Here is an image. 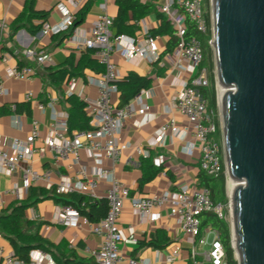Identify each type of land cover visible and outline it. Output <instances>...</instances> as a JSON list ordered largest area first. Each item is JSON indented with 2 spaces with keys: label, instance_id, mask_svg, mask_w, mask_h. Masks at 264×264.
Returning <instances> with one entry per match:
<instances>
[{
  "label": "built area",
  "instance_id": "1",
  "mask_svg": "<svg viewBox=\"0 0 264 264\" xmlns=\"http://www.w3.org/2000/svg\"><path fill=\"white\" fill-rule=\"evenodd\" d=\"M83 1L66 0L65 4H58L56 10L61 20L54 26L43 23L40 33L45 36L70 31L75 19L74 11L79 9ZM103 1L104 14L93 22L90 32L87 34L76 28L67 39V44L76 52L93 51V57L103 68L102 73L87 78V83L97 90L96 99L84 100L89 129L70 133L68 115L59 113L53 117L42 146L36 145L39 139L37 121H32L31 131L23 140H7L0 135V174L11 176L18 173L20 177V185L0 192V208L3 207L5 196L11 197L14 202H23L31 187L39 182H43L46 190L56 196L78 194L93 199L96 197L98 183L107 181L109 188L105 195L107 212L104 218L98 222H90L81 216L76 208L62 206L57 209L52 220L54 224L69 229L86 226L93 235L101 238L97 249H88L96 264H119L123 260L119 245L138 243L134 235L124 237L118 225L123 203L127 199L132 212L145 223L157 222L161 218L160 212L166 208L168 215L176 219L181 231L187 236L186 243L190 246L189 254L193 264H226L219 233L212 228H207L203 232L200 230L198 217L203 213H212L219 219L226 220L224 205L212 200L209 189L182 185L177 191H165L150 197L129 198V189L114 176L111 169L104 166V161L112 164L119 162L128 148L120 139L124 122L138 116L142 119L140 125H144L148 110L147 106L141 103L139 95L122 108H116L111 104V97L117 93L116 83L121 78L118 66L112 62L111 55L114 51H122L124 58L131 64L141 60L152 63L158 59V48L156 37H152L146 29L141 40L125 35H112L110 27L113 20L106 13L107 0ZM203 4L204 0H164L160 7V12L174 26L178 39L172 53L175 68L189 75L188 81L178 83L179 92L172 99V107L187 119L190 129L179 130L171 122L155 131L146 140L145 146L147 148L163 146L168 132L176 139H184L190 133L200 151V170L215 178L222 171L223 147L222 142L219 144L215 138L217 125L214 113L207 109V101L199 92V88L208 87L205 70L199 68L203 59L202 46L196 38H184L185 19L194 23L199 32L205 33ZM175 7L181 11L178 16L173 13ZM26 56L34 59L40 67L50 62V54L44 52L27 51ZM1 64L4 70L3 78L0 79V97L8 94L4 81H30L36 74L32 67L10 64L8 56H3ZM76 83L77 79L74 77L67 79L65 84L67 96L75 93ZM25 100L30 102L32 94L27 93ZM53 104L54 101L51 100L48 105L52 107ZM38 109L44 111L42 105H38ZM9 111L16 114V105L11 104ZM46 150L50 151L54 161L67 162V170L72 171V174H60L53 182L48 173L36 170L32 165L33 156L44 154ZM80 152L92 162L90 171L81 165ZM134 152L139 158L149 157L143 146H134ZM164 161V156L159 155L153 159V165L159 168ZM84 206L83 203L82 207ZM197 248H201V251L198 252ZM180 254L181 248L173 246L165 255V262L174 263ZM199 257L201 259H198ZM44 259L52 262L42 250H32L28 260H21L14 252L5 254L0 249V264H40ZM137 263L134 259L127 260V264Z\"/></svg>",
  "mask_w": 264,
  "mask_h": 264
},
{
  "label": "crops",
  "instance_id": "2",
  "mask_svg": "<svg viewBox=\"0 0 264 264\" xmlns=\"http://www.w3.org/2000/svg\"><path fill=\"white\" fill-rule=\"evenodd\" d=\"M142 1L151 5L152 8L144 18L132 21L136 30L133 35L128 37L137 40L143 38L145 29L149 32L159 27L158 14L167 19L160 12L164 0ZM61 3L65 4L66 0H34V10L36 12H47L48 17L44 23L54 26L61 20V16L56 10L57 5ZM25 4L26 0H0V79L3 78L4 66L1 64L3 56L9 57L10 64L19 67L29 66L36 72L34 78L30 81H4L8 94L5 97H0V99L2 98L0 101V135L7 140H23L31 131L32 121H37L39 124V139L36 145L42 146L53 117L59 113L68 115V106L64 102L65 97H67L65 84L68 77L60 88H57L49 83L47 78L43 76V72L46 68L55 69L63 65L71 54L74 55L75 59H78L82 52L72 50L67 44L64 34L43 36L39 32L35 36L31 35L28 32L30 25H39L41 20L34 18L28 22L26 18L19 19L21 14L25 13ZM85 4H89L88 12L83 24L78 28L88 34L93 22L104 14L102 9L104 1L84 0L79 9ZM79 9L75 10L74 13ZM106 13L112 20L116 16L117 7L113 0H107ZM173 13L178 16L181 11L175 7ZM14 25H21L22 28L10 36ZM155 37L158 48V59L155 62L149 63L147 60H141L131 64L124 58L122 51H114L111 56L117 62L121 78L132 72L138 76L152 79L150 87L139 94L141 103L147 106L148 109L146 123L140 125L142 119L138 116L126 120L120 133V139L128 148L119 162L112 164L109 161H104V166L111 169L114 176L129 189V198L150 197L165 191H177L182 185L196 187L201 172L199 166L200 151L190 133L184 139H176L172 138L168 132L163 146L154 148L145 146L146 140L155 131L171 122L179 130L190 129L187 119L172 107V99L179 92L178 83L188 81L189 75L175 68L174 58L172 57L173 52L170 54L165 53L169 40L168 36L158 35ZM27 51L50 54V62L40 67L34 59L26 56ZM96 75L98 74L85 70L83 76L76 78L77 83L74 94L79 100L84 102L85 99H96V88L87 83L88 77ZM27 93L32 94L30 102L25 100ZM51 100L54 101V104L49 107L48 104ZM115 100L118 104V93L115 94ZM11 104L16 105V114L9 111ZM38 105L44 107L43 112L38 109ZM134 146H143L148 151L149 157L144 160L149 159L153 163V159L159 155L164 156L165 159L164 164L159 167L162 171L150 182L143 185L139 183L142 176L141 160L143 158H139L135 154ZM187 148L190 150H187ZM67 164L64 161H54L48 150L44 154H35L32 163L33 167L39 172L48 173L53 182L57 180L60 174H72V171L67 170ZM81 165L85 166L87 171H90L92 162L89 167L82 163ZM19 178L18 173L11 176L0 174V192L8 190L14 185H20ZM108 188L109 183L107 181H100L96 189L95 199H105ZM32 192L37 194V198L42 197L39 192H42L43 196L50 194L46 190L45 184L39 182L31 187L24 201L29 198ZM3 201L4 204L0 208V214L4 209H8L10 205L15 204L13 199L8 196L3 197ZM31 201H34V199H31ZM62 206V202L47 198L31 205L25 211V218L32 222L31 230L28 233L37 231L40 237L50 245L48 250L42 251L52 262L49 263L47 259H44L40 264H57L56 259H60L64 251L74 260L92 259L94 261L88 249H97L101 243V238L93 235L86 226L69 229L54 224L52 222L54 215L57 209ZM160 214L161 218L157 222L145 223L132 212L129 200L124 201L118 225L124 237L134 235L138 243L137 245H119L118 248L123 257L122 262L119 264H127L128 259H134L138 262L137 264H188L189 261H192L189 254L191 249L186 243L187 236L181 231L176 219L168 215L166 208H163ZM159 230L163 231L170 241V245L163 250L148 245L150 238ZM173 246L181 248L180 257L174 263H167L165 262V255ZM0 249L5 254L14 252L10 241L1 234ZM197 251L200 252L201 248H197Z\"/></svg>",
  "mask_w": 264,
  "mask_h": 264
},
{
  "label": "water",
  "instance_id": "3",
  "mask_svg": "<svg viewBox=\"0 0 264 264\" xmlns=\"http://www.w3.org/2000/svg\"><path fill=\"white\" fill-rule=\"evenodd\" d=\"M216 87L231 247L238 264H264V0H211Z\"/></svg>",
  "mask_w": 264,
  "mask_h": 264
},
{
  "label": "trees",
  "instance_id": "4",
  "mask_svg": "<svg viewBox=\"0 0 264 264\" xmlns=\"http://www.w3.org/2000/svg\"><path fill=\"white\" fill-rule=\"evenodd\" d=\"M117 7V14L113 18L111 33L112 35H125L131 36L136 30L135 25L132 21L140 20L144 18L152 6L144 3L142 0H113ZM208 0H204L203 10L204 19L206 23L205 33H201L197 30L194 23L185 19L184 21V38H196L203 51V59L200 63V70H206L208 73V87L199 88V92L203 98L207 101V109L214 114L217 113V103H216V93H215V79L213 75L214 61H213V51L210 47L209 42L212 40V24L210 13L208 9ZM89 4L83 5L76 13L75 19L73 21V27L70 31L64 34V38L68 39L73 31L80 27L87 15ZM48 17L47 12H36L34 10V0H26L25 13L23 12L19 19L26 18L28 22L31 19L37 18L41 20V24L33 25L31 24L28 32L35 36L42 29V23L45 22ZM158 19L160 20V25L158 28L149 31L152 37L158 35H167L169 40L166 46L165 53H172L178 44V39L175 36V29L172 23L165 19L161 14H158ZM25 27V26H24ZM21 25H14L12 28V36L16 31L21 29ZM89 70L93 73L100 74L103 71L102 66L93 58V51L86 50L81 53L78 59H75L74 55L71 54L67 58L66 62L55 68H46L43 72V76L47 78L50 84L60 88V86L65 82V80L71 77L77 78L84 75V71ZM152 79L150 77H141L135 73H128L124 77L120 78L117 83V93L119 94V101L116 108H122L130 101H132L136 96L140 94L141 91L146 90L150 87ZM64 102L67 104L68 113V129L69 132H83L89 129V119L85 112V103L73 94L65 97ZM217 125L216 140L221 144V131ZM222 159V171L217 177H209L203 171L199 173L197 180L198 188H207L210 190L211 198L215 203H221L226 206L228 204V198L226 195V170L224 167L223 153H221ZM141 170L142 176L139 181L140 185L150 182L154 179L161 171V168H156L153 163L148 160H141ZM40 198H37V194L32 192L26 201L21 203L15 202L4 209L0 214V234L10 241L11 247L15 255L21 260H28L29 253L32 250H43L46 251L50 247L49 243L40 237L37 231L34 233H28L31 230L32 222L25 218V211L31 206L36 204L40 200L47 198H52L55 201L62 202L63 206H71L78 210L79 214L86 217L90 222H98L105 217L107 212V202L105 199H91L89 197L70 194L56 196L53 192L49 195L43 196L42 192H39ZM34 199V201H31ZM85 204L82 207V204ZM226 214V213H225ZM200 230L203 232L207 228H212L216 230L220 235V241L223 245L225 251V262L226 264H238L234 257V251L231 247V232L230 226L224 219H219L212 213H203L199 217ZM148 245L159 250H163L170 245V241L163 231H157L153 235ZM63 247V246H62ZM57 264H95L92 259H81L74 260L70 258V255L64 251L61 254L60 259H56ZM188 264H193L189 261Z\"/></svg>",
  "mask_w": 264,
  "mask_h": 264
},
{
  "label": "rangeland",
  "instance_id": "5",
  "mask_svg": "<svg viewBox=\"0 0 264 264\" xmlns=\"http://www.w3.org/2000/svg\"><path fill=\"white\" fill-rule=\"evenodd\" d=\"M209 1V3H208V9H209V13H210V18H211V6H210V2H211V0H208ZM211 42V41H210ZM210 42H209V44H210ZM157 44V43H156ZM211 47V46H210ZM212 49V48H211ZM112 56V55H111ZM172 57H173V55H172ZM174 58V57H173ZM111 60H112V62L115 64V65H117V62L116 61H114L113 60V58L111 57ZM213 61H214V56H213ZM204 74H205V78L207 79V81H209V79H208V73H207V71L205 70V72H204ZM213 75H214V79H215V93H216V103H217V113L216 114H214V116H215V120H216V122L218 123V127H219V129H220V131H221V116H220V112H219V106H218V101H219V90H218V88L216 87V72H215V66H214V70H213ZM2 100V98L0 99V101ZM111 104L113 105V106H115V107H117V103H116V100H115V95H113L112 97H111ZM192 127V126H191ZM221 138H222V136H221ZM80 157H81V163L82 164H84V165H86L87 167H89L90 166V164H91V161L90 160H88L86 157H85V155H84V153L83 152H80ZM226 195H227V198H228V195H229V192H228V188L226 187ZM225 207V213H226V221H227V223L229 224V226H230V214H229V203L226 205V206H224Z\"/></svg>",
  "mask_w": 264,
  "mask_h": 264
},
{
  "label": "bare ground",
  "instance_id": "6",
  "mask_svg": "<svg viewBox=\"0 0 264 264\" xmlns=\"http://www.w3.org/2000/svg\"><path fill=\"white\" fill-rule=\"evenodd\" d=\"M219 90V98L221 97L222 93L225 92L224 89L218 87ZM236 184L234 182H232L231 180L227 179V188H228V192L230 193L234 188H235Z\"/></svg>",
  "mask_w": 264,
  "mask_h": 264
}]
</instances>
